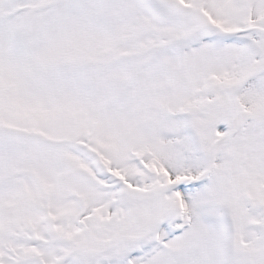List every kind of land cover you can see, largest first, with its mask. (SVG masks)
Masks as SVG:
<instances>
[{
  "label": "snow or ice",
  "instance_id": "snow-or-ice-1",
  "mask_svg": "<svg viewBox=\"0 0 264 264\" xmlns=\"http://www.w3.org/2000/svg\"><path fill=\"white\" fill-rule=\"evenodd\" d=\"M0 264H264V0H0Z\"/></svg>",
  "mask_w": 264,
  "mask_h": 264
}]
</instances>
